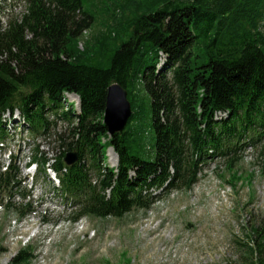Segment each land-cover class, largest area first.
Segmentation results:
<instances>
[{
	"label": "trees",
	"instance_id": "trees-1",
	"mask_svg": "<svg viewBox=\"0 0 264 264\" xmlns=\"http://www.w3.org/2000/svg\"><path fill=\"white\" fill-rule=\"evenodd\" d=\"M128 3L131 16L106 15L113 24L84 48L80 41L96 22L84 0H29L27 12L6 28L0 23V118L19 112L30 136L55 137V157L37 146L30 161L38 176L56 173L75 222L148 212L162 195L191 191L216 158L225 161L230 182L241 181L238 146L249 133L252 146L264 134V0ZM114 83L128 91L133 115L111 137L104 115ZM66 95L79 97L80 112ZM141 95L151 106L152 160L141 156L139 132L130 128L139 127ZM109 148L116 168L106 166ZM70 152L79 155L74 166L65 163ZM10 161L6 170L0 164V210L24 219L34 213L31 195L16 156ZM249 238V264H264V229L253 228ZM33 252L23 248L9 264H31Z\"/></svg>",
	"mask_w": 264,
	"mask_h": 264
},
{
	"label": "rangeland",
	"instance_id": "rangeland-1",
	"mask_svg": "<svg viewBox=\"0 0 264 264\" xmlns=\"http://www.w3.org/2000/svg\"><path fill=\"white\" fill-rule=\"evenodd\" d=\"M128 2L84 0V8L96 22L83 35L80 47L100 36L107 22L113 24L106 15L130 17ZM141 97V113L136 115L140 117L139 127L132 123L130 128L139 132L141 156L152 160L155 140L151 106ZM66 98L78 111L80 100L73 95ZM9 118L6 113L0 120ZM18 118L16 112L11 119L15 122ZM221 118L225 115L218 116ZM9 128L13 130L7 129L6 143L3 148L0 145V164L6 166L8 156H16L20 180L31 195L34 213L22 219L0 210V264H9L26 247L34 250L31 264H249V247L253 246L249 235L253 228L264 229V134L256 137L252 146L249 133L238 146L240 163L235 171L241 181L230 182L232 173L224 160L216 158L204 166L191 191L162 195L148 212L133 211L122 219L83 217L75 222V210L56 190L52 174L46 178L27 169L37 146L49 158L55 157V137L33 138L19 121L10 123ZM62 128L59 124L56 132L61 133ZM111 153L113 150L108 149L106 166L116 168ZM4 197L10 200L8 194ZM12 201L16 206L22 203L18 198Z\"/></svg>",
	"mask_w": 264,
	"mask_h": 264
},
{
	"label": "water",
	"instance_id": "water-1",
	"mask_svg": "<svg viewBox=\"0 0 264 264\" xmlns=\"http://www.w3.org/2000/svg\"><path fill=\"white\" fill-rule=\"evenodd\" d=\"M132 115L133 109L128 98V91L118 83L112 84L108 89L107 108L104 115V124L108 129V134L112 137L123 133ZM78 161V153L70 152L66 155L67 166H74Z\"/></svg>",
	"mask_w": 264,
	"mask_h": 264
},
{
	"label": "bare ground",
	"instance_id": "bare-ground-1",
	"mask_svg": "<svg viewBox=\"0 0 264 264\" xmlns=\"http://www.w3.org/2000/svg\"><path fill=\"white\" fill-rule=\"evenodd\" d=\"M24 13L25 12H27V5L25 6V8H24V11H23ZM76 97V96H75ZM112 150V149H111ZM114 152V151H113ZM116 154H115V152L114 153H111V156L113 157V159H114V161H115V164H114V166H117V156H115Z\"/></svg>",
	"mask_w": 264,
	"mask_h": 264
}]
</instances>
